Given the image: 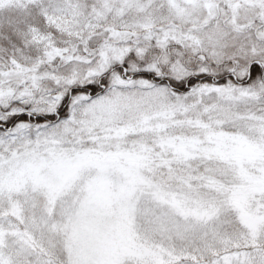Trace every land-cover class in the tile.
<instances>
[{"label":"snow or ice","instance_id":"6c2138e0","mask_svg":"<svg viewBox=\"0 0 264 264\" xmlns=\"http://www.w3.org/2000/svg\"><path fill=\"white\" fill-rule=\"evenodd\" d=\"M0 264H264V0H0Z\"/></svg>","mask_w":264,"mask_h":264}]
</instances>
